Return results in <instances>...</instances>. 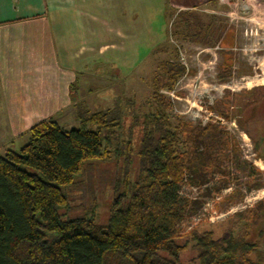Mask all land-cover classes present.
<instances>
[{
	"label": "rangeland",
	"instance_id": "obj_1",
	"mask_svg": "<svg viewBox=\"0 0 264 264\" xmlns=\"http://www.w3.org/2000/svg\"><path fill=\"white\" fill-rule=\"evenodd\" d=\"M255 1L243 22L239 10L228 17L231 10L219 5V0H79L85 12L78 51L83 62L72 71L74 79L65 92L67 104L37 121L51 120L69 131L78 129L87 115L116 107L121 119L109 136L105 156L86 163L65 190L68 208L60 211L62 220L87 216L96 225H106L117 193L140 177L138 149L142 121L150 109L152 78L160 76L161 63L172 58L185 68V74L172 91L160 93L170 102L169 119L182 130L181 140L184 133L206 124L227 134L219 165L188 175L181 187L180 195L188 200L187 216L178 229L177 242L186 245L181 264H196L190 233L210 232L218 241L242 233L247 222L251 223L249 241L256 242L264 254V234L259 236L264 230V0ZM174 10H192L205 24L215 25L216 45L231 50L227 83L219 84L216 76L230 55L189 41L184 34L172 37L175 16L170 19L168 14ZM251 31L256 37L249 35ZM243 48L249 51L244 54ZM80 64L85 65L82 70ZM18 77L11 79L15 94L0 87V157L27 143L18 116L42 115L37 95L23 85L31 79L27 74ZM186 148L183 143L179 149Z\"/></svg>",
	"mask_w": 264,
	"mask_h": 264
},
{
	"label": "trees",
	"instance_id": "obj_2",
	"mask_svg": "<svg viewBox=\"0 0 264 264\" xmlns=\"http://www.w3.org/2000/svg\"><path fill=\"white\" fill-rule=\"evenodd\" d=\"M168 18H174L172 37L184 34L204 47L216 45L215 25L202 22L197 12L174 10ZM231 61L230 55L218 69L221 85L231 77ZM161 69L152 78L150 109L142 121L140 177L117 193L106 225L87 216L62 220L60 211L68 208L65 190L82 167L105 156L121 119L117 107L91 113L69 131L51 120L40 121L27 131L23 147L0 157V264H181L186 245L178 244V229L188 206L181 187L188 175L219 165L227 134L206 124L181 140L182 130L169 119L170 102L160 92L172 91L185 68L170 58ZM216 113L227 119L224 112ZM183 143L187 148L182 152ZM244 227L218 241L210 232L190 233L195 263L264 264L258 244L248 239L251 223ZM263 234L260 230L259 236Z\"/></svg>",
	"mask_w": 264,
	"mask_h": 264
},
{
	"label": "crops",
	"instance_id": "obj_3",
	"mask_svg": "<svg viewBox=\"0 0 264 264\" xmlns=\"http://www.w3.org/2000/svg\"><path fill=\"white\" fill-rule=\"evenodd\" d=\"M83 13L79 0H0L1 90L15 94L11 79L27 74L32 81H23V85L33 89L42 106V115L18 116L22 132L67 104L65 92L74 79L72 71L84 58L78 53ZM218 45L210 50L224 51Z\"/></svg>",
	"mask_w": 264,
	"mask_h": 264
},
{
	"label": "built area",
	"instance_id": "obj_4",
	"mask_svg": "<svg viewBox=\"0 0 264 264\" xmlns=\"http://www.w3.org/2000/svg\"><path fill=\"white\" fill-rule=\"evenodd\" d=\"M256 1L255 0H219V5L226 7L227 9L235 10V12H231L228 14V17H230L232 14L235 13L236 15V10L240 11L239 13L242 14L239 19L243 22H246V18L244 17L249 10L253 9V5ZM254 35L256 37V33H252V31L249 34ZM240 51H242V53L246 54L247 51H249V49L247 48H243L240 49ZM255 50H253V52H255Z\"/></svg>",
	"mask_w": 264,
	"mask_h": 264
}]
</instances>
